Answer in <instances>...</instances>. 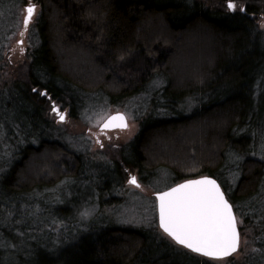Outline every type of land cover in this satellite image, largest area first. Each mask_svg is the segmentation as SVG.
Returning <instances> with one entry per match:
<instances>
[{
  "label": "trees",
  "instance_id": "1",
  "mask_svg": "<svg viewBox=\"0 0 264 264\" xmlns=\"http://www.w3.org/2000/svg\"><path fill=\"white\" fill-rule=\"evenodd\" d=\"M26 3L39 12L12 63ZM0 11V264H264V0H0ZM99 95L140 98L134 112H147L128 145L111 148L122 180L214 177L249 251L214 260L56 203L54 188L92 164L63 141L52 103L76 118ZM99 190L100 211L120 203ZM44 193L52 200L35 197Z\"/></svg>",
  "mask_w": 264,
  "mask_h": 264
},
{
  "label": "rangeland",
  "instance_id": "2",
  "mask_svg": "<svg viewBox=\"0 0 264 264\" xmlns=\"http://www.w3.org/2000/svg\"><path fill=\"white\" fill-rule=\"evenodd\" d=\"M28 5H31V3H26L17 9V33L9 41V58L11 62L13 61L12 63H14L15 60H23L28 45L30 44L27 35L30 34L31 29L34 31L33 25L35 24V20L39 12V8L37 6L36 13L28 26V33L23 30V20L26 14V6ZM261 27L264 28V18L261 21ZM22 32L24 33L23 35H21ZM20 41L23 43H19ZM139 99L140 98H134L129 101L110 104L107 102L105 96L99 95L95 98V100H93L94 102H91V100L87 103L86 108L77 113L78 116H76V118H72L70 115L64 122H59L56 113L51 112V117H53L52 119L59 126V131L63 133V141L69 144L72 149L83 153L84 158L90 160L92 164H95L94 167H88V165H86L87 169L84 170V173L79 176L78 179L70 178L67 182L59 184L56 188H54V190H52L54 194L62 193L61 197L56 200V203H62L63 205L68 203L71 209L75 206L80 207L79 221L85 220L84 222L93 221L94 223H102L113 219L120 225L140 227L150 231L148 234L152 241L156 236L155 232L165 234L161 229H158L159 227H157L159 225L156 199L154 196L155 192L165 190L172 184L164 170L156 172L158 176L150 182L152 187L143 183L140 187L130 184L129 179L132 176H136L137 182L141 181L136 170L134 172L126 171L122 180L123 186L121 187L119 194L120 203L118 199H115V201L119 204L113 208H106L100 211L99 206H97L96 203H93L92 206V201H90L93 198L92 195L96 197L103 194L99 188L107 186L110 181V177L117 180L120 176L116 163L114 161H110L112 158L109 151L115 146L127 144L136 135L139 129L140 120L143 115L146 114H137L134 112V104L138 103ZM63 109L64 110L61 111L65 112L66 110L69 114L71 113L70 107H65ZM16 111L18 110L16 109ZM118 111H123L127 115L129 128L127 130L108 132V134L99 135V125L102 121L108 115ZM95 134H98L97 138ZM101 144L103 147H101ZM96 170H98V175L95 178L91 175ZM53 193H44L42 195L38 194L35 197L40 201L49 202V200H52L50 198ZM35 197H31L30 201ZM44 208L45 206L41 207V209ZM67 211L71 215L74 214L70 209ZM64 215H66V211ZM249 241L247 242L245 239L241 238L240 249L245 253L250 250V247H252V243L250 242L249 244Z\"/></svg>",
  "mask_w": 264,
  "mask_h": 264
},
{
  "label": "snow or ice",
  "instance_id": "3",
  "mask_svg": "<svg viewBox=\"0 0 264 264\" xmlns=\"http://www.w3.org/2000/svg\"><path fill=\"white\" fill-rule=\"evenodd\" d=\"M236 7L235 3H228L229 9L234 11ZM34 12L35 6L26 8L27 15L23 21L25 28ZM52 110L59 115L60 120H64V115L55 104ZM114 120L121 121L119 127H128L120 115L109 117L102 127L106 129L113 126ZM129 183L140 187L135 176L129 179ZM158 199L160 227L177 244L214 260H223L239 249L240 233L236 216L215 180L207 177L189 180L159 194Z\"/></svg>",
  "mask_w": 264,
  "mask_h": 264
},
{
  "label": "water",
  "instance_id": "4",
  "mask_svg": "<svg viewBox=\"0 0 264 264\" xmlns=\"http://www.w3.org/2000/svg\"><path fill=\"white\" fill-rule=\"evenodd\" d=\"M28 6H35V12H34V14H33V16H32V19H33V17H34V15H35V13H36V5L35 4H31V5H28ZM28 6H26V8L28 7ZM27 15V13L25 14V16ZM25 18V17H24ZM32 19L30 20V22L32 21ZM24 21V20H23ZM30 22H29V24H30ZM29 24L27 25V27L25 28V25H24V23H23V25H24V28L25 29H27L28 28V26H29ZM45 92H43V94H44ZM52 104H55V103H52ZM58 108H59V106L58 105H56ZM59 110H60V108H59ZM52 112H53V110H52ZM55 113V112H54ZM60 113L61 114H63L64 115V120H60V117H59V115L56 113V115L58 116V121L59 122H64L65 120H66V118H67V116H66V113L64 112V111H61L60 110ZM118 115H120V116H123V118H124V120H123V123H126L127 125H128V127L127 128H122V127H119L118 125H120L121 124V121L120 120H114V121H112V125L113 126H110L109 128H103L102 126H103V123L109 118V117H116V116H118ZM129 128V120H128V117H127V115L123 112V111H118V112H114V113H112V114H110V115H108L103 121H102V123L99 125V129H100V131H114V130H127ZM204 177H207V178H209V179H212V180H215L216 181V183L220 186V188H221V191H223L224 192V190H223V188H222V186H221V184L219 183V181L217 180V179H215L214 177H212V176H208V175H202V176H199V177H195V178H190V179H186V180H183V181H181V182H179V183H176L175 185H172L171 187H169V188H167V189H165V190H162V191H159V192H155V194H154V196H155V199H156V209H157V216H158V225H159V228L163 231V229L160 227V217H159V199H158V197H159V194H161V193H164V192H168V191H170L172 188H175V187H177V185H179V184H183V183H185V182H187V181H189V180H199V179H202V178H204ZM225 193V192H224ZM225 198L228 200V198H227V196H226V194H225ZM228 202L231 204V202L228 200ZM232 205V204H231ZM232 210H233V213H234V215L236 216V213H235V211H234V208H233V206H232ZM236 219H237V216H236ZM237 229H238V231H239V233H240V229H239V225H238V219H237ZM164 232V231H163ZM165 233V232H164ZM166 234V233H165ZM167 235V234H166ZM168 236V235H167ZM170 237V236H169ZM171 238V237H170ZM172 239V238H171ZM173 240V239H172ZM174 241V240H173ZM175 242V241H174ZM176 243V242H175ZM240 244H241V235H240ZM239 248H240V245H239ZM187 249V248H186ZM189 250V249H188ZM239 250V249H238ZM237 250V251H238ZM191 251V250H190ZM236 251V252H237ZM192 252V251H191ZM235 252V253H236ZM194 253V252H193ZM235 253H233V254H235ZM196 254H198V253H196ZM232 254V255H233ZM200 255V254H199ZM202 256V255H201ZM230 257V256H229ZM207 258H209V257H207ZM227 258V257H226Z\"/></svg>",
  "mask_w": 264,
  "mask_h": 264
},
{
  "label": "bare ground",
  "instance_id": "5",
  "mask_svg": "<svg viewBox=\"0 0 264 264\" xmlns=\"http://www.w3.org/2000/svg\"><path fill=\"white\" fill-rule=\"evenodd\" d=\"M147 113V112H146ZM149 113H153V111L151 110V109H149ZM140 122H141V120H140ZM139 128H140V123H139ZM129 143V142H128ZM128 143L127 144H124V145H128ZM122 146V145H121ZM121 146H115L116 148H119V147H121ZM127 148L129 149L130 147L129 146H127ZM117 152L119 153H121V150L119 149H110V151H109V154H110V156H111V160L110 161H115L116 160V154H117ZM83 158H84V156H83ZM86 160H88V159H86ZM119 163V164H122L121 163V161H120V158H119V156H118V158H117V161H116V163ZM89 164V163H88ZM90 164H92V163H90ZM86 165H87V163H86ZM94 165L95 164H92V165H89L88 167H94ZM87 169V168H86ZM117 169H118V165H117ZM122 169H118V173H119V177H118V179L117 180H115V179H112V178H110V181L108 182V185H107V191H109L108 193H107V196H106V198H114V199H119L120 198V196H119V194H120V190H121V183H122V171H121ZM97 172V175H98V171H96ZM112 194H113V196H112ZM230 201V200H229ZM232 204V203H231ZM233 206V205H232Z\"/></svg>",
  "mask_w": 264,
  "mask_h": 264
},
{
  "label": "flooded vegetation",
  "instance_id": "6",
  "mask_svg": "<svg viewBox=\"0 0 264 264\" xmlns=\"http://www.w3.org/2000/svg\"><path fill=\"white\" fill-rule=\"evenodd\" d=\"M65 113H66V116L69 117L71 114H69L66 110H65ZM117 131H120V130H114V131H100L99 129V135H105V134H108V132H117ZM98 134H95L96 138L98 137ZM136 177V176H135ZM140 186L142 185V182H137Z\"/></svg>",
  "mask_w": 264,
  "mask_h": 264
}]
</instances>
